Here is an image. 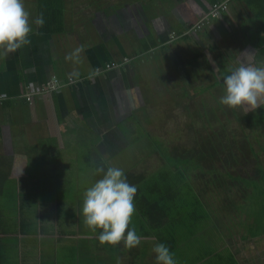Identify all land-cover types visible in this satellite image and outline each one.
I'll return each mask as SVG.
<instances>
[{
    "label": "crops",
    "instance_id": "obj_1",
    "mask_svg": "<svg viewBox=\"0 0 264 264\" xmlns=\"http://www.w3.org/2000/svg\"><path fill=\"white\" fill-rule=\"evenodd\" d=\"M216 1L88 0L86 6L85 0H64L61 32L41 33L34 25L29 46L0 57V264H130L128 258L136 261L154 247L152 234L139 245L148 243L145 255L122 243L101 245L98 232L85 231L78 222L77 207L63 200L62 187L46 181L57 184L61 172L67 173L70 163L61 155L65 147L56 144L65 128L75 129L72 119L82 123V131L98 136L91 151L115 159L133 144L127 136L136 133L131 125L135 118L140 131L151 136L143 118L146 102L151 110L158 97L168 101L176 89H185L186 80L199 87L218 83L200 94L219 102L223 76L230 70L242 62L264 65V4L234 0L227 13L196 30ZM35 2L24 0L30 12L32 6L33 19ZM255 31L260 36L254 42ZM80 46L78 59H65ZM198 54L202 60L192 73L185 58ZM176 73L181 79L176 77L175 86L171 78ZM25 94H32L31 100ZM234 228L225 235L212 230L214 234L201 238H215L207 242L219 252L227 247L213 264H236L234 255L246 244L264 252V227L246 239L242 227ZM200 237L189 234L185 244ZM185 244L180 264L192 261ZM244 257L243 264L264 263L262 257Z\"/></svg>",
    "mask_w": 264,
    "mask_h": 264
},
{
    "label": "trees",
    "instance_id": "obj_2",
    "mask_svg": "<svg viewBox=\"0 0 264 264\" xmlns=\"http://www.w3.org/2000/svg\"><path fill=\"white\" fill-rule=\"evenodd\" d=\"M260 1L264 4V0ZM63 3L64 0H36V16L43 13L45 20L44 26L37 29L39 32L47 34L61 32L60 28L63 25L60 17ZM201 60L200 54L192 59L185 58V61H188L187 69L195 73ZM237 61L239 63L238 57ZM261 61H264V58ZM223 72L226 74L228 71ZM216 84L211 85L216 86ZM211 85L201 87L203 90L201 93L208 92L205 88L211 90L213 88ZM235 120L238 124L237 131H230L222 121H219L222 127L211 134L195 130L197 135L187 142L192 143V147L185 145L178 155L174 153L175 156H172V147L157 150L160 158H164L165 162L161 166L162 170L156 175L152 174L148 177V174L134 173L130 168L124 170L129 183L137 186L138 189L134 198L137 209L135 218H138L139 223L143 225V230L146 227H150L152 231L157 228V243H165L172 252L173 249L176 250V246L168 237L172 236L179 224L183 225L189 234L196 236L199 230L205 233L214 230V233L223 232L222 234L225 235L232 229L231 227L225 230L223 227H197L206 223L217 225L219 222L213 217L208 204L203 199L206 194L222 195L226 211L231 206L234 210L242 211L244 215L253 195L259 197V202L254 204L257 211L255 215H261L262 220L257 221L256 224L246 223L247 225L242 227L244 238L256 237L255 229L264 227V107L249 111L247 114L240 113L236 115ZM196 125L197 123L194 124V128ZM209 126L214 127L211 123ZM239 126L244 127L245 130L239 132ZM197 152H200L197 157L202 159L200 163L192 161ZM173 157L176 159L170 160ZM95 162L93 169L97 166L109 165L101 159H96ZM101 178L100 175H94L93 182ZM201 221L203 223L199 224ZM145 232L143 238H147L149 234L153 237V233ZM201 238L203 235L195 242L185 244L187 250L199 246L190 252L189 256L195 263L191 261L189 264H198L204 255L208 258L210 254L205 247V244L209 245V243L202 241ZM172 239L174 240L175 237L172 236ZM246 245L242 247L244 252L253 250L254 247L253 252L262 251L258 245L253 247L250 244ZM239 250L241 255V248ZM220 255L211 258L215 260ZM240 255L238 253L234 255L235 261H233L236 264L244 263L245 257ZM256 258V256L252 257L253 260Z\"/></svg>",
    "mask_w": 264,
    "mask_h": 264
},
{
    "label": "rangeland",
    "instance_id": "obj_3",
    "mask_svg": "<svg viewBox=\"0 0 264 264\" xmlns=\"http://www.w3.org/2000/svg\"><path fill=\"white\" fill-rule=\"evenodd\" d=\"M78 2L79 0H73L74 4H77ZM85 3L87 6L88 0H85ZM25 7L27 8V6ZM31 15H33L32 6ZM80 19H84V15H81ZM259 36V32H253V41L255 42ZM156 56L158 57L159 53H157ZM197 69L198 68H196V70ZM202 72L207 74L204 68H202ZM176 77L178 79H181V73H176L175 77L171 78L174 85L177 81ZM204 82H206L205 78ZM206 85L209 84L206 83ZM194 86L189 85L188 81L186 80L185 89H176L172 93L173 95H168V101L164 100L165 98H167V96L165 98L161 96L158 97V104L155 107L154 104L156 102L152 104L151 110L147 108L149 104L146 102L144 104L143 110H147V113L143 118L146 123L150 125L149 130L151 132V136H148V134L144 131H140L138 123L136 122L138 118H131L134 119V122L131 125L136 128V133L130 134L127 137L133 144H127V150L120 152V154L115 159L108 156L107 154H103V151H91L93 145L99 140L98 136H96L95 134L91 135V133H87L86 131H82V123L78 119H72V122L74 121L75 131L73 130V128L71 130L69 126L65 128L62 135L58 137L59 139L56 144L57 148L65 147V149L61 151V155L63 158H68V164L70 163L69 168H65L67 169V173L61 172L60 180L57 182V184H53L48 181L46 182L51 185H60L62 187L59 191L60 195L65 202H72V204L77 207V211L80 215V220H78V222H80L82 226H85L83 223L84 218L82 213L83 193L86 188L94 183L93 168L96 163V157L103 160L105 163H108L109 165L120 167L123 170L130 168L134 173H142L144 175L148 174L149 177L152 174H158L162 170L163 167L161 166L164 165L165 162L163 160L164 158H160L157 150L172 147V156H175L174 153L178 155V152L183 150L182 148L185 145L192 147V143L187 142L189 140H192L193 137L197 135L195 134V130L201 131L205 134H211L222 127L219 123V121H222L230 128V131H237L238 124L235 120L236 115L244 112L240 109H230L226 106L221 105L219 102H211L209 98H205L202 94H200L201 91H203L201 87ZM45 87L48 88V92H52L53 90V93H55L52 85H47ZM205 90L210 91V89L208 88H205ZM214 98L215 95L213 94L211 96V99ZM149 110L150 112H148ZM195 123H197L196 128H194ZM209 123L213 124L214 127L210 128ZM244 130V127L239 126V132H243ZM36 135L37 134L32 135L33 139L36 137ZM82 137L87 138L85 144L83 143ZM17 143L22 144L20 143V141H18ZM149 151L150 154L144 159L145 154H147ZM199 155L200 152H197L196 156L192 158V161L200 163L202 159L200 157H197ZM175 159L176 157H173L170 160ZM131 164L135 165L129 166ZM39 185H45V183H41ZM203 199H205L206 203L208 204L213 217H216L219 222L217 225L206 223L198 225L197 227H223L224 230L229 227H235L234 230H238V227H244L247 224H256L257 221L262 220L261 215H255L257 211L255 210L254 204L259 202V197H255L254 195L247 205L248 210L246 212V215L242 214V211L241 213L240 211L234 210L233 208H231V206L227 208V212L224 209V198L220 194H206L205 196H203ZM136 211L132 219V224L130 226H134L137 234L142 238L144 231H146L145 233H153L152 240L154 241L155 245L157 243V228L152 231L150 227H146L143 230V225L139 223L138 218H135ZM246 220H248L249 222H245ZM201 223H203V221L199 222V224ZM178 226L179 227L176 228L172 234L175 239L173 240L172 236L168 238H170V240L176 246V250L173 249V253L176 261L178 260V263L180 264L179 258L182 256L183 244H185V239L187 238L189 233L183 225L179 224ZM87 230L88 229L86 228L85 231ZM210 232H212V230L206 233L202 230H199L197 231V235L205 234L206 236H209V234H214ZM214 239L215 238H207L206 240L208 242H211ZM76 240L77 242L82 244V240L80 238ZM239 243L242 244L241 239H239ZM146 244L148 245V243H143L141 246L136 247V250L138 252L141 251L142 254L145 255L148 249ZM198 247L199 246H193L191 249L185 252V254H190L192 250L197 249ZM205 247L207 248V251L210 252V254L208 258L206 255H204V257H202L201 261L198 264H213L211 257L225 253L227 248L226 247L224 250L219 252L215 250L212 245L205 244ZM238 255H240V253H238ZM243 255H254L258 258L262 257L264 259L263 251H260L259 253L243 252ZM128 261L130 264H155V254L153 253L151 248L146 256H143L136 261L128 258Z\"/></svg>",
    "mask_w": 264,
    "mask_h": 264
},
{
    "label": "clouds",
    "instance_id": "obj_4",
    "mask_svg": "<svg viewBox=\"0 0 264 264\" xmlns=\"http://www.w3.org/2000/svg\"><path fill=\"white\" fill-rule=\"evenodd\" d=\"M233 2V1H232ZM231 2V3H232ZM231 5V4H230ZM43 13L32 18L24 0H0V57H7L31 44L33 25L44 26ZM83 46L68 53L65 59L79 58ZM71 75H78L73 72ZM78 82L79 79L69 78ZM224 94L219 103L246 114L264 107V65L242 62L230 74L223 76ZM25 97V95H24ZM94 175L102 176L83 193V223L93 233L98 232L101 245L119 246L129 250L138 247L142 237L132 224L137 186L130 184L124 170L116 166H97ZM155 264H177L174 253L165 243L152 248Z\"/></svg>",
    "mask_w": 264,
    "mask_h": 264
},
{
    "label": "built area",
    "instance_id": "obj_5",
    "mask_svg": "<svg viewBox=\"0 0 264 264\" xmlns=\"http://www.w3.org/2000/svg\"><path fill=\"white\" fill-rule=\"evenodd\" d=\"M232 1L233 0H220L219 2L214 3L209 13L195 25L196 30L203 29L210 20L218 19L223 14L227 13ZM31 96L32 94H25V98L28 100H31Z\"/></svg>",
    "mask_w": 264,
    "mask_h": 264
}]
</instances>
